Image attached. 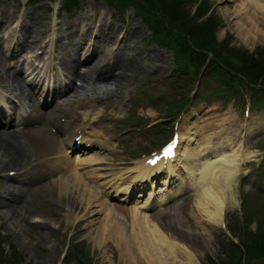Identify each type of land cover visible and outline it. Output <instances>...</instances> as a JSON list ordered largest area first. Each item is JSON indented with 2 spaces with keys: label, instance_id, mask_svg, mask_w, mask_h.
Segmentation results:
<instances>
[{
  "label": "rangeland",
  "instance_id": "1",
  "mask_svg": "<svg viewBox=\"0 0 264 264\" xmlns=\"http://www.w3.org/2000/svg\"><path fill=\"white\" fill-rule=\"evenodd\" d=\"M59 1L0 0V6L7 8V12L0 15V62L2 63V66L0 63V90L1 88L6 90L5 86L1 84L3 70L12 67L18 69L20 65L26 68L31 62L39 61L36 60L39 57H36L35 54H40L41 51L45 57L53 56L56 53L62 57L65 52L64 48L57 50L60 43L57 40L56 25L59 22H68L78 17L75 23L77 25V35L74 36L76 43L74 41L72 43L77 46L75 51L80 57L92 53L89 59L92 60L101 52L115 53L121 52L122 49L133 54L142 49L158 53V56L150 53L139 60V64L147 71L143 70L132 75L127 84L111 90V95L103 93L98 97L105 101L110 96L115 102L119 100L118 105L122 106V109L117 113L123 117L117 120L107 115L104 121L108 131L111 132V140L118 143L116 153L135 154L132 158L138 160L140 159L138 155H143V152L148 154L150 150L157 148L170 136L172 130L179 129L186 132L193 130V133H187L189 137L193 138L185 140L180 147V159L177 163L181 164L184 160L185 148L196 147V152H200L201 145L208 144L210 141L214 142L218 136H220L218 140H221L223 136L230 135L234 138V146L241 145L242 147V140L246 138L244 129L233 130L228 135L227 133L222 134L220 131L222 126L228 124V121L236 119L230 126L232 129L249 125L257 120H264V95L255 93L256 95L252 97L248 88L251 85L258 87V83L246 82L241 78L236 84L228 82L229 87L235 91L239 90L238 93L242 94V97L237 101L232 97L223 98L219 93L220 90L212 92L215 87L220 85L214 78L208 76L207 72L205 73L204 67L208 66L209 58L199 68L193 67L186 72L174 69L172 50L154 41L155 37L152 36L151 27L148 22L135 13L132 1H130L132 6L126 8H123L122 5L117 7L114 4L115 6H113L107 0H76L75 4L71 0L65 6H60ZM238 3L239 0H192L184 2L182 5L187 12L188 21L196 24H201L207 14L212 13L218 21L212 32L216 46L219 47L221 43L227 42V47H234L233 51L237 50L235 53L230 52L231 55L242 63L240 59L242 49L251 52L255 47H264V21L258 8H256L257 15L251 14L248 18L242 14L236 15L233 9L238 7ZM199 4L204 5L205 10L196 15L195 12ZM56 5H58V9L60 8V14L56 13ZM257 6L259 7L258 3ZM27 9L43 15L41 18L43 28L37 37H35L36 33L33 35L34 40H30L28 45L23 46L21 43L19 47V43L24 37L23 30L19 31L21 16ZM17 15L19 16L17 17ZM101 17L114 21L123 29H125L124 25L134 23L138 33L128 35V39L124 41L117 38L113 41H104L98 49L94 48V38L90 34H84L89 30L93 33L96 30L95 24ZM15 18L19 21H15ZM11 21L14 23L10 24ZM80 34L83 35L82 38H80ZM17 37H19L18 41ZM55 38L56 40H54ZM80 39L81 41H79ZM93 50L96 52L93 53ZM206 53H208L207 57L211 56L209 51ZM226 60L228 61V59ZM49 63L50 60L48 66L43 65L41 68V74L44 76L43 85H46L49 80ZM230 71L235 70L230 69ZM235 74L239 76L237 71ZM18 75L20 76L19 73ZM27 79H29L28 76ZM246 85L248 87H245ZM119 92L122 94V98H117ZM187 98L190 99V102L179 115L169 114V110H177ZM3 100L4 97L0 100V106L7 115H11L13 108L9 107V102L6 103ZM37 101L40 110H46L53 106L51 102L45 103L39 94ZM22 105L23 110L29 111L24 102ZM17 107L21 109L18 105ZM98 107L101 108V105ZM245 109L248 110L247 113H245ZM157 122L159 123L153 125ZM22 126L21 124H10L8 128H20L19 131H21ZM26 128L27 131L21 133V141L28 147V160L17 164L19 167L21 166V169L12 183L15 185V196L17 197L15 203L21 204L29 214L26 217L16 216L8 210L5 203H1L2 198L0 197V254L10 255L13 250L16 251L19 255L17 264H135L131 262L133 260L136 261V264H162L156 253V248L147 246L142 249L144 255H141L137 239L132 236L129 219L132 212H136L131 207L137 198L136 194L141 192L140 198H142L145 192L148 195L149 190H152L151 197L155 199L159 194L156 191L166 174L161 172L159 176L151 177L142 181L141 184H137L138 187L131 191L125 200L118 199L122 196L121 194L114 195L116 184L108 185L105 189L102 188L101 192L96 188L98 196H94L96 198L94 203L99 209L96 220L107 228L102 232L103 243L98 245L89 236L88 225L82 219L84 203L77 198L73 205L69 204L67 196L63 193L59 194L57 185L51 181L57 175L49 173L45 164H38V160L42 158L39 154L42 144L37 145L31 140L32 136H35L33 132L34 129H37V122L34 119L31 120ZM44 140L47 143L46 138ZM54 145H56L55 142ZM93 149L91 148L92 152ZM244 149L253 154L252 161L250 160L247 168L238 166V172L246 173L243 174L244 178L242 177L238 185L234 183L232 186L235 202H232L229 207L227 206L222 223L213 224L202 220V214H199L201 212L195 202L199 194L197 189H189L187 193L179 194L178 197H173V201L166 203V206H170L181 204L183 201L180 211L162 213L159 216V219H167V222L171 223V233L178 235L177 239L174 237L173 239L185 243L194 254L198 264H213L211 258L230 264L225 250L230 245V240L233 243L240 236L236 226L241 223L239 219L243 210L241 199L251 198L247 208L250 219L247 221L246 229H254L257 225L254 219L257 220L260 212H264L263 209H260L261 205L264 206V181L262 183L261 178L264 175V127L247 138ZM113 157L107 156L108 164H111L112 159L110 158ZM130 158L131 156L125 157V160ZM25 166H29V168L23 171ZM178 170L180 171L178 177L170 176V180L168 178L169 182L165 184V190L175 187L176 178L184 180V173L180 169ZM7 172L11 171L0 172V180L1 176ZM118 172L121 171H110V173ZM121 176L122 183H127L130 176L125 173ZM253 180H258L263 184L262 187L254 185ZM120 181L121 179H118V182ZM87 184L94 185L87 179L82 181V186L85 187ZM188 195H190V200L184 202V198ZM8 199V197L4 199V202ZM65 207L70 208L66 217L64 216ZM190 207H193L195 213L200 215L201 224L195 223L194 219L189 216ZM141 211L143 212V210ZM185 216L188 217L185 219ZM192 230L196 233H193ZM202 232L205 234L200 235ZM74 243L78 245L77 253L66 255L68 245ZM162 247L166 248L167 246L163 245ZM167 252L169 260L175 264L182 260L179 250L170 252L167 249L164 253ZM58 257L59 261L57 262ZM245 264H264V259Z\"/></svg>",
  "mask_w": 264,
  "mask_h": 264
},
{
  "label": "bare ground",
  "instance_id": "2",
  "mask_svg": "<svg viewBox=\"0 0 264 264\" xmlns=\"http://www.w3.org/2000/svg\"><path fill=\"white\" fill-rule=\"evenodd\" d=\"M237 6L233 9V12L236 15H245L247 18L251 14L257 15L256 8H258L264 21V0H239ZM4 12H7V8L0 6V15ZM42 17L41 13L37 14L31 9L24 10L19 28V31L23 30L24 37L19 43V47L21 43L23 46H26L30 40H34L33 35L35 33V37H37V34L43 28ZM77 18L75 17L68 22L62 21L56 25L58 32L57 40L60 43L57 50L64 48L65 53L62 57H59L56 53L50 58L49 68L51 72L50 80L47 82L49 86L47 85L42 89L38 88V82L42 81L44 76L40 73L38 66L33 63H30L32 82H25L22 76L18 77V70L6 69L5 73L3 72L8 77V84L5 86L8 93L6 99L10 103L14 99L20 102H27L29 109H31L33 107L32 100H34L33 93L35 90L45 93L49 98L51 96L56 97L54 109L47 114L42 126L37 128L35 136H32L31 140L37 145L42 144L39 150L42 158L38 160V164H46V169L49 173L57 175L51 181L57 185L58 193L65 194L71 205H73L77 198L84 203L82 219L88 225L89 236L98 245L103 243L102 232L107 228L100 225L96 220V214L99 212V209L96 208L97 204L94 203L96 200L94 196H98L96 188L88 184V187L86 185L84 187L82 186V181L85 179L87 181L95 180V186L99 188L100 192L102 188L107 187L112 181V183L116 184L114 195L121 194L122 196L118 199L125 200L128 198L131 190L135 189V185L138 182L141 184L142 181L148 180L149 176L156 175L164 170L162 167L165 166L167 174L157 189L159 195L155 199H152V197L150 198L152 190H149L148 195L145 192L143 197L140 198L142 194L139 192L135 203L131 205L136 210L135 213L132 212V216L129 219L132 236L133 238L136 237L137 246L142 256L144 255L142 249L151 246L156 248V253L162 264H175L169 260V253H164L167 249L170 252L179 250L182 254V260L176 264H198L190 248L185 243L183 244L179 240L173 239V237L177 239L178 235L171 233V223H168L167 219H159L162 213L180 211L183 201L181 204H172L169 207L166 205L160 206L159 204L163 202L168 203L175 195L187 193L189 189H197L199 190V194L195 202L201 212L199 214H202V220L213 224L222 223L227 206L229 207L232 202H235L234 188L232 186L234 183L238 185L241 181V175L238 174V165L247 166L253 155L244 149L246 138L242 140V147L241 145L235 147V144H233L234 138L228 135V133L233 130L239 131L240 129H244L246 137H249L252 133L260 131L264 127V120H257L249 125L238 126L232 129H230V126L236 119L228 121V124L222 126L220 129L222 134L227 133L228 136H223L221 140H218L220 138L218 136L214 142L204 143L199 147L200 152H196V147L191 149L185 148L183 153L184 160L181 164L177 163L180 159V147H182L185 140L193 138L187 135V133H193V130L189 132L178 130L177 154L173 160L161 161L153 166L146 164L144 160L133 161L135 163L131 165L126 164L125 159L118 157V154L116 155L112 147H110L109 138L111 135L108 132L106 124L103 123L108 112L115 115L110 111L114 109L119 110L120 108L116 103H113L112 109L109 110V103H106L103 104L102 109H98L97 105L99 101L96 94L104 93L107 95L111 90L127 84L132 75H136L143 70L147 71L145 67L139 64V60L150 55V53L158 56V53L142 49L133 54L122 49L121 52L117 51L115 53L109 51L101 52L92 60H89L92 53L88 56L81 55L82 57H80L75 51L77 46L72 43L73 41L76 43L74 36L77 35V25H75ZM15 21L19 20L15 18ZM12 23L14 21L10 22V24ZM95 26L96 30L93 33L89 30L84 35L90 34L94 38V48L97 49L104 41H113L116 38L124 41L128 39V35L138 33L134 23L124 25L125 29H123L122 26L119 27L114 21L106 20L103 17L98 18ZM82 36L80 34V38ZM70 43L71 45L69 46ZM94 52L96 50H93ZM37 55L41 57V60L44 59V53ZM36 80L38 82H34ZM64 93L66 94L64 95ZM89 94L92 95L89 96ZM117 96L122 98L120 92ZM64 98L65 107L61 108ZM71 106L75 107L74 115L69 113ZM5 118V110L0 108V172L11 171L1 176V203H5L8 210L16 216L26 217L29 214H27V210L21 204L15 203L17 197L15 196V185L12 183V180H15L21 169V166L19 167L17 164L28 160L29 150L26 144L21 141L23 130L19 131L14 127L8 128L11 123H20L25 121L26 118L20 115L16 122L12 119V115H10L6 122H2ZM60 118L63 119L60 120ZM75 119L79 123L74 122ZM49 126L55 127L60 131V138L50 134ZM78 133H84L82 139L91 142L92 147L96 148V151L91 153L89 149L83 151L81 146L74 147L73 135ZM44 138H46L47 143ZM54 142L56 145H54ZM75 149H77V152L72 160L69 158L67 150L74 151ZM109 155H114L113 158H110L112 159L111 164H108L106 160ZM115 159L117 161L114 162ZM175 160L176 163H173ZM174 164L179 165V168ZM28 168L29 166H25L23 171H26ZM178 169L184 172V180L176 178L177 184L175 187L171 190H165V184L171 179L170 176L178 177L180 172ZM109 171L124 172L109 173ZM122 173H127L128 176L132 173L127 183H122ZM100 178L102 180L97 182ZM118 179H121V181L118 182ZM7 197L9 198L8 201L4 202V199ZM186 200L187 202L190 200V195L184 198V202ZM155 207H157L156 210H154ZM65 208L64 216L66 217L67 211L70 208ZM190 208L189 216L194 219L195 223L201 224L200 215L195 213L193 207ZM187 217L185 216V219ZM263 220L264 214H261L256 227L251 231L253 234L264 231ZM192 232L196 233L193 230ZM202 234L205 233H200V235ZM163 245L168 248H163ZM131 262L136 264L135 260Z\"/></svg>",
  "mask_w": 264,
  "mask_h": 264
},
{
  "label": "trees",
  "instance_id": "3",
  "mask_svg": "<svg viewBox=\"0 0 264 264\" xmlns=\"http://www.w3.org/2000/svg\"><path fill=\"white\" fill-rule=\"evenodd\" d=\"M69 1L71 2V0H65L67 5ZM75 1L72 0V3ZM107 1L117 7L132 1L136 13L148 22L151 27L152 36L155 37H153L154 40L172 50L174 67L179 71L185 72L193 67L199 68L209 58L208 66L204 67L205 73L207 72L208 76L214 78L220 85L215 87L212 92L220 90L221 92L219 91V93L222 97L227 98L228 95L232 94V88L229 87V83L236 84L241 79L246 82L261 84V89L264 90V47H255L251 52L242 49L240 54L242 63L238 62L231 55V53L237 52V50L233 51L234 47H227V42L221 43L219 47L216 46L217 44L212 38V32L218 21L212 13H208L201 24L188 21L187 12L182 4L192 0ZM203 10H205V6L199 4L195 12L196 15ZM206 51H209L211 56L207 57ZM230 69L235 71H230ZM236 71L239 76H236ZM248 204L245 201L242 202L243 212L241 217L246 222L245 227L241 229L236 226L240 236L233 243L230 240L229 244L231 246L229 245L225 250L230 264L252 263L264 259V231L253 234L251 232L252 229H246L247 221L250 219L247 211ZM263 207V205L260 206V209H263L262 211H264ZM261 214H264V212H260ZM258 219L256 222H258ZM75 253H77L76 243L70 245L66 255L69 256ZM18 258L19 255L14 250L10 255L0 254V264H17ZM224 262L222 261L221 264H225ZM213 264L217 263L213 262Z\"/></svg>",
  "mask_w": 264,
  "mask_h": 264
},
{
  "label": "snow or ice",
  "instance_id": "4",
  "mask_svg": "<svg viewBox=\"0 0 264 264\" xmlns=\"http://www.w3.org/2000/svg\"><path fill=\"white\" fill-rule=\"evenodd\" d=\"M166 154H171V153H170V150H169L168 153H166ZM153 162H154V161H153Z\"/></svg>",
  "mask_w": 264,
  "mask_h": 264
}]
</instances>
